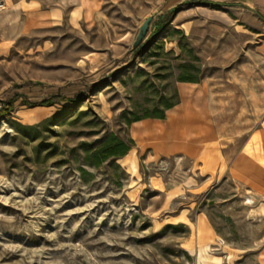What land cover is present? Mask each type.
<instances>
[{"label": "rangeland", "instance_id": "374dc122", "mask_svg": "<svg viewBox=\"0 0 264 264\" xmlns=\"http://www.w3.org/2000/svg\"><path fill=\"white\" fill-rule=\"evenodd\" d=\"M21 1L0 0V264H264V17ZM110 134L134 144L91 164Z\"/></svg>", "mask_w": 264, "mask_h": 264}, {"label": "trees", "instance_id": "16d2710c", "mask_svg": "<svg viewBox=\"0 0 264 264\" xmlns=\"http://www.w3.org/2000/svg\"><path fill=\"white\" fill-rule=\"evenodd\" d=\"M191 1L198 2L199 0H191ZM169 15H172V13L168 12L166 15H162L159 17L158 22L156 23V28L155 30L150 32L149 37L155 36L158 32H160L161 29H163V27H165V25L168 23L170 19ZM142 46L143 44L135 47L133 51L134 52L139 51L142 48ZM175 96H176V99L165 103L164 108L155 109L154 111L147 113L145 116L164 119L166 111L179 103V95L175 93ZM70 101L73 103H76L78 99H71ZM51 102H52L51 100H46V101H43L41 105H48ZM8 106H9L8 110H10L11 109L10 107L12 106L11 102L8 103ZM2 111L3 110H0V112ZM141 118L142 117H137L133 120H128L127 122L131 123ZM133 144H134V140L132 138H130L128 141H125L124 139H122L121 137H118L115 134H110L109 136L106 137V139L102 141L101 146L98 149H96L92 153V155H90L91 157L89 156L91 160V164L98 166L100 161L102 160L108 159L110 157H115V156H124L131 149Z\"/></svg>", "mask_w": 264, "mask_h": 264}, {"label": "crops", "instance_id": "0c3cea01", "mask_svg": "<svg viewBox=\"0 0 264 264\" xmlns=\"http://www.w3.org/2000/svg\"><path fill=\"white\" fill-rule=\"evenodd\" d=\"M18 5H19V11L24 13L25 11V7L22 5V1L18 0ZM81 0H52V2H54L56 5L55 6H49V1L48 0H28L26 2L27 6H31L35 7L36 9H39V11L41 13H59L61 14V12L63 11L62 8L64 5H71V13L73 11H76L77 7H78V3ZM227 1H233V0H227ZM236 3L232 4V5H240L243 8H246L250 11H253L255 13H258L259 15L264 17V0H236ZM241 3V4H238ZM45 6H49L51 8H43Z\"/></svg>", "mask_w": 264, "mask_h": 264}, {"label": "water", "instance_id": "95a60500", "mask_svg": "<svg viewBox=\"0 0 264 264\" xmlns=\"http://www.w3.org/2000/svg\"><path fill=\"white\" fill-rule=\"evenodd\" d=\"M152 20H153V18L149 17L140 26V30H139V33H138V36H137V40H136V42L134 44L135 47L138 46L141 43V41L146 37L148 29H149V26H150Z\"/></svg>", "mask_w": 264, "mask_h": 264}]
</instances>
